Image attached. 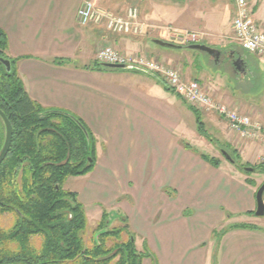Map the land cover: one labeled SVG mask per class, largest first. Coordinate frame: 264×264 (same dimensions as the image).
<instances>
[{"label": "rangeland", "instance_id": "374dc122", "mask_svg": "<svg viewBox=\"0 0 264 264\" xmlns=\"http://www.w3.org/2000/svg\"><path fill=\"white\" fill-rule=\"evenodd\" d=\"M71 1L78 3L81 0ZM95 1L102 9L114 15L125 16L130 7H137L138 22L141 25L144 24V27L142 26V31L138 33L132 31L116 33L109 31L104 22H92L88 25L103 27L107 32L119 38L139 37L152 41L153 38L158 37L164 41L184 46L176 49L163 48L171 50L172 54L169 59L162 61L157 56L148 53L127 52L112 45L102 47L109 46L125 54H139L159 60L166 66L178 69L186 80H194L196 69L199 75L205 72L208 79H213L209 82L214 90L223 91L221 88L228 87V85L231 87L232 94L238 101L236 103L238 110L251 115L256 120L264 121V62H258L264 59L252 54L254 56L251 55L247 61L249 64L247 73L239 76L234 72L235 67L227 57L234 50L233 55L237 59L236 51H239L241 47L233 31L235 3L233 4L232 0H176L183 6L181 27L168 22L161 25L150 23L141 15V3L138 0ZM167 3V15L173 19L177 7L174 6L173 0ZM251 5L254 8L253 12L258 8L264 10V0H251ZM197 8H206L209 14H212L217 29H222L223 26L228 27V22H230L231 32L225 29L219 32V37L216 38L214 32L208 33L194 29V10ZM229 16L230 19L227 22ZM164 32L167 34L164 35ZM192 33L197 35L198 41H189ZM195 43L207 44L220 49L223 56L221 55L219 61H215L207 52L189 48ZM94 67L110 69L98 62ZM205 80L202 79L200 83L210 92L211 89L207 88L208 83ZM183 101L186 107L194 108L186 100L183 99ZM200 112L211 113L217 118L221 117L216 112L203 110ZM181 122L176 129L179 140L173 153L175 158L179 159L178 164L182 163L183 167L187 168H183V178L178 182L175 181L176 168L180 167L179 165L166 167L161 177L159 167L156 168L155 173L151 167V171L147 170L146 175H140L136 179L127 174V166L123 167L125 171L121 175L115 172L111 174L110 170L114 169L112 165L114 157L112 152L108 155L106 151L107 156L102 159L97 169L95 165L85 174L68 178L64 188L77 193L78 199L83 203L90 226L88 236L96 228L102 215L106 213L110 228L129 225L128 230L132 234L135 245L144 256L142 264H264V216H255L247 211L234 212L237 210L235 195L239 193L240 196L246 195L255 188L257 190L264 182V172H246L236 168L233 164L232 166L222 151L214 146V143L200 138L202 134L197 132L194 115L184 114ZM224 124L215 126V130L208 126L206 129L217 141L222 142L220 147L232 154L236 150L240 155L238 149L233 148L234 146L226 147L224 140L230 139L229 137L233 138L232 140L234 138L246 139ZM202 154L221 158L225 160V164L213 167L201 158H199L200 163H196V156L200 157ZM262 154L264 155V149ZM238 160L241 164H248L250 167L261 164L260 158L259 160L249 159L247 162L240 156ZM206 166L210 167L207 170L210 175L202 171ZM196 174L202 176L203 182H188L190 176ZM174 184L178 187L172 186ZM190 187L191 189L194 187V191H188ZM181 208L184 214L191 210L192 215L187 218L181 217ZM256 219L263 227L261 230L256 229L258 228L254 222Z\"/></svg>", "mask_w": 264, "mask_h": 264}, {"label": "crops", "instance_id": "0c3cea01", "mask_svg": "<svg viewBox=\"0 0 264 264\" xmlns=\"http://www.w3.org/2000/svg\"><path fill=\"white\" fill-rule=\"evenodd\" d=\"M83 1L74 3L71 0H0V28L5 31L8 38L7 56L15 61L13 67L33 100L47 108L69 111L83 120L96 139V169L101 165L102 159L112 152L114 169L110 170L111 174L115 172L121 175L125 171L123 167L127 166V174L136 179L140 175H146L145 172L151 171V167L154 173L159 167L161 177L166 167L179 165L180 167L176 168L175 182L180 181L185 166L183 167L182 163L178 164L179 159L175 158L173 153L179 140L176 129L181 125L184 114H191L194 115L197 132L200 134L192 109L188 106L187 108L183 99L170 90L157 74L140 69L94 67L97 62L96 52L104 45H112L132 53H148L157 56L161 61L171 57V50L163 49L167 47L155 43L158 37L152 41L139 37L119 38L103 27L93 24L80 25L77 13ZM138 1L141 3V15L150 23L161 25L168 22L181 27L183 6L180 2L173 0L177 8L172 19L166 12L169 0ZM232 1L234 4V0ZM254 15L264 29L263 8H258ZM213 19L206 8L195 9L194 29L214 32L216 38L219 37V32L225 29L231 32L232 24L228 22L230 16L227 20L228 27L223 26L222 29L216 28ZM234 52L231 51L233 57ZM251 55L242 47L236 51L237 59L234 57L232 65L237 75L247 73L249 69L247 61ZM240 58L244 63H240L242 67L239 68L234 63ZM258 62L262 63L264 60ZM208 78L205 72L201 75L197 73V69L196 73L194 72V80L200 82L207 79L205 80L208 83L207 88L211 90L210 92L206 90L212 92L210 95L236 107L238 101L233 96L231 87L227 84L228 87L221 88L223 91L214 90L209 82L213 79ZM201 115L205 130L213 138L215 137L206 127L215 130V126L227 124L222 117L217 118L211 113L201 112ZM202 136L200 138L206 139ZM229 138L224 140L226 147L234 146L233 148L238 149L240 156L247 162L249 159L259 160L263 155L264 148L261 143ZM218 142L220 146L222 142L219 140ZM222 149L226 151L225 148ZM199 158L204 160L202 156H196V163H200ZM219 160L221 165L225 164V160L221 158ZM203 168L202 171L210 175L207 171L210 167ZM190 177L188 181L190 183L203 182L201 175ZM172 186L178 187L175 184ZM257 190L255 188L241 196L240 193L236 194L237 210L234 212L256 211ZM188 191H194V187L193 189L190 187ZM177 193L179 194V191ZM192 213L189 210L184 214L181 208L180 216L187 218ZM256 221L257 219L254 220L258 227L256 229L261 230L263 227Z\"/></svg>", "mask_w": 264, "mask_h": 264}, {"label": "trees", "instance_id": "16d2710c", "mask_svg": "<svg viewBox=\"0 0 264 264\" xmlns=\"http://www.w3.org/2000/svg\"><path fill=\"white\" fill-rule=\"evenodd\" d=\"M7 49V35L0 28V57L12 64L7 71L0 62V109L13 125L12 144L0 165V264H142L144 256L128 224L110 228L104 213L88 236L85 207L64 184L69 177L94 168L96 139L78 116L44 107L30 97ZM191 109L199 133L222 151L205 130L201 112ZM5 135L0 116V151ZM228 153L236 168L246 171L250 167L239 162L236 150ZM201 156L220 165L218 158ZM252 167L264 171L263 164Z\"/></svg>", "mask_w": 264, "mask_h": 264}, {"label": "built area", "instance_id": "2783aa9c", "mask_svg": "<svg viewBox=\"0 0 264 264\" xmlns=\"http://www.w3.org/2000/svg\"><path fill=\"white\" fill-rule=\"evenodd\" d=\"M235 16L233 31L238 44L251 54L264 59V29L257 22L251 0H234ZM138 8L130 7L123 15H114L102 9L95 0H85L78 9L77 18L80 25L92 22L106 23V28L112 32L142 31L138 22ZM164 35L167 32L163 33ZM189 36V35H188ZM191 42L198 41L197 35L190 34ZM96 60L101 64L126 65L131 69H140L157 74L165 85L181 96L196 109L216 112L225 119L230 129L240 134L247 141L261 143L264 148V122L254 119L251 115L238 110L226 103L216 100L197 80H186L181 72L166 66L159 60L147 58L139 54H125L112 47L100 48L96 53ZM264 165V155L260 157Z\"/></svg>", "mask_w": 264, "mask_h": 264}, {"label": "water", "instance_id": "95a60500", "mask_svg": "<svg viewBox=\"0 0 264 264\" xmlns=\"http://www.w3.org/2000/svg\"><path fill=\"white\" fill-rule=\"evenodd\" d=\"M155 43H157L163 47H167V48H171V49L180 48L179 45L170 43L168 41H164L160 38L155 39ZM189 48L205 51L208 54H210L217 61L221 58V55H222V50L211 47L207 44L195 43V44H191L189 46ZM0 62L5 66L7 71L12 70V64H11V61L9 59H5V58L0 57ZM238 63L243 64L244 60L242 58H240L238 61H236L235 65H237V67H239ZM104 66L108 67V68H112V69H129L128 66L120 65V64H104ZM0 116H1V118L5 124V129H6L4 145L0 151V165H1L4 161V159L6 158L8 152L10 150L11 144H12L13 125H12L10 119L8 118V116L6 115V113L2 109H0ZM82 128H83L84 132L86 133L88 139H90L87 129L83 125H82ZM222 153L225 155V157H227L228 160L232 161V157L229 155V153L227 151L222 150ZM91 160L92 159L89 158V161H91ZM245 170L250 171V172H256L255 167H246ZM256 202H257V208L255 211L256 212L255 215L264 216V183L258 188V190L256 192Z\"/></svg>", "mask_w": 264, "mask_h": 264}, {"label": "flooded vegetation", "instance_id": "af4514ba", "mask_svg": "<svg viewBox=\"0 0 264 264\" xmlns=\"http://www.w3.org/2000/svg\"><path fill=\"white\" fill-rule=\"evenodd\" d=\"M222 56H223V54H222ZM227 57H228V59L231 60L232 63L235 61V60H234V57L231 56L230 54H228ZM227 57H226V58H227ZM234 64H235V63H234ZM238 66H239V68L242 67L240 63H238ZM262 172H264V171L262 170ZM263 183H264V182H263ZM263 183H262V184H263Z\"/></svg>", "mask_w": 264, "mask_h": 264}]
</instances>
